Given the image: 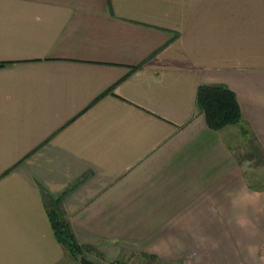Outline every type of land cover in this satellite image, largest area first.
I'll return each instance as SVG.
<instances>
[{"label": "crops", "instance_id": "0c3cea01", "mask_svg": "<svg viewBox=\"0 0 264 264\" xmlns=\"http://www.w3.org/2000/svg\"><path fill=\"white\" fill-rule=\"evenodd\" d=\"M202 83L242 124L207 125ZM244 158H264V0H0V264H74L51 207L107 260L261 264Z\"/></svg>", "mask_w": 264, "mask_h": 264}, {"label": "trees", "instance_id": "16d2710c", "mask_svg": "<svg viewBox=\"0 0 264 264\" xmlns=\"http://www.w3.org/2000/svg\"><path fill=\"white\" fill-rule=\"evenodd\" d=\"M196 103L205 116L207 125L219 129L225 125L242 124L243 116L235 93L223 83H202L197 88ZM51 226L58 241L73 255L81 251L58 209L48 208Z\"/></svg>", "mask_w": 264, "mask_h": 264}, {"label": "rangeland", "instance_id": "374dc122", "mask_svg": "<svg viewBox=\"0 0 264 264\" xmlns=\"http://www.w3.org/2000/svg\"><path fill=\"white\" fill-rule=\"evenodd\" d=\"M245 130V129H244ZM244 167H261V183L264 185V158L260 160L251 159L248 160L244 158L242 161ZM248 168V169H250ZM252 172L258 173V170H252ZM83 255L90 259L93 264H176L175 260L170 259L169 261H163L158 256L146 255L138 249L134 253H127L125 251L121 256L105 259L102 255L95 253L92 249H81V251L74 255V264H81L79 262V257ZM261 264H264V252L261 254Z\"/></svg>", "mask_w": 264, "mask_h": 264}, {"label": "water", "instance_id": "95a60500", "mask_svg": "<svg viewBox=\"0 0 264 264\" xmlns=\"http://www.w3.org/2000/svg\"><path fill=\"white\" fill-rule=\"evenodd\" d=\"M79 262H80L81 264H93V262H92L90 259L86 258V257L83 256V255H81V256L79 257Z\"/></svg>", "mask_w": 264, "mask_h": 264}]
</instances>
